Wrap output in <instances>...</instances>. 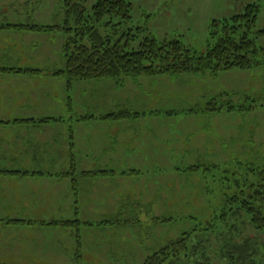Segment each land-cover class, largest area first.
Here are the masks:
<instances>
[{
  "label": "rangeland",
  "instance_id": "1",
  "mask_svg": "<svg viewBox=\"0 0 264 264\" xmlns=\"http://www.w3.org/2000/svg\"><path fill=\"white\" fill-rule=\"evenodd\" d=\"M98 1L82 3L92 14ZM125 1L132 5V23L123 31L133 29L136 37L130 50H137L145 38L152 37L160 43L179 41L192 53L206 55L216 43L210 38L211 23L231 22L249 6H254L258 14L251 39L258 49L264 50V36H257L264 29V0ZM65 24L63 0H0V59L6 58L22 71L28 70L27 65L39 68L40 72H49L50 77H31L29 82L27 75L7 76L12 84L25 82V98L14 96L16 100L31 99L42 109L33 120L0 118V172L22 173L0 174V264H144L184 237L188 239V251L176 264L207 260L210 264H233L224 257L226 236L239 237V241L252 239L257 247H263L264 232L247 218L234 214L237 207L231 199L239 194V187L256 183L264 173V67L218 75L184 74L178 77L189 75L197 83L188 84L185 79H180L185 84L167 83L170 95H153L152 101L142 93L135 104L137 109L144 113L151 108L154 112L163 111L170 116L169 133L175 129L179 134L164 147L144 126L127 123L119 138L120 146H128L130 152L134 149L131 158L118 160L121 165H94L92 159L85 158L84 153L89 152L86 143L79 135L76 141L75 134H68L65 128L67 123L76 130L86 127L68 113L69 105L79 113L98 105L100 109L118 108L121 113L126 108L125 113L130 115L128 110H133L134 105L125 102L135 98V91L141 89L132 84L123 86L125 81L118 87L108 81L103 99L99 98L104 95L102 88L97 96L93 89L85 90L90 91L89 96L84 91L95 82H85L89 86L79 82L78 88L69 90L66 78L51 77L64 69L62 57L68 39L63 30ZM21 26L62 29L38 33L17 30ZM115 33L111 29L104 31L114 42L121 37V33ZM34 46L39 50L34 51ZM9 70L19 68L5 71ZM146 79L151 78L144 77L141 82L144 84ZM129 81L135 82L133 78ZM4 86L10 91L0 97V110L5 96L16 94L12 85ZM197 92H202L201 97L194 94ZM214 99L221 105L226 103V107H235L234 112L205 111ZM37 100L41 105L36 104ZM112 100L120 101V107H111ZM104 101L108 102L106 107ZM241 105H251V111H237ZM192 110L210 116L188 118L181 113L182 117H172ZM163 119L155 118L156 132L164 131L160 125L167 123ZM22 121L33 124L18 125ZM177 122L180 126L173 125ZM55 128L57 145L51 142V130ZM93 136L99 147L106 143L102 134ZM17 145L26 155L11 150ZM49 145L51 148L46 149ZM159 149L184 158L174 160L170 153L164 158ZM37 150L40 158L35 160L32 154ZM57 152L58 157L60 153L64 158H55ZM90 174L97 176L88 177ZM243 216L246 217L242 213ZM202 249H206L205 258ZM172 262L173 257L168 264Z\"/></svg>",
  "mask_w": 264,
  "mask_h": 264
},
{
  "label": "trees",
  "instance_id": "2",
  "mask_svg": "<svg viewBox=\"0 0 264 264\" xmlns=\"http://www.w3.org/2000/svg\"><path fill=\"white\" fill-rule=\"evenodd\" d=\"M83 1L63 0L66 15L63 30L68 38L62 57L64 69L52 73L51 77L66 78L69 85L73 82L90 81H114L122 84L129 78H177L184 74L207 73L218 75L235 69L250 71L264 67V50L258 49L255 41L251 39L258 19L257 11L253 10L254 6H249L244 14L234 16L231 22L219 24L213 21L210 25V38L216 43L206 55L199 56L179 41L160 43L152 37L145 38L137 50H130L136 37L132 35L133 29L123 31V28L132 23V5L125 0H99L90 14ZM59 29L62 28L21 26L17 30L46 33ZM108 29L116 31L115 34L121 33L120 39L114 42L111 36L104 35V31ZM257 36H264V29L258 31ZM7 73L49 76L47 71L0 69V74ZM225 105L226 103L221 105L214 99L205 107V111L234 112L235 107ZM250 108L251 105H241L237 111L249 113ZM129 117L132 114L121 113L109 119ZM0 174L22 175L20 172L5 171ZM96 176L97 174L88 175ZM258 178L256 183H245L242 188L239 187V194L231 202L237 207L234 214L243 219L247 218L258 231L264 232V173ZM242 213L246 217H242ZM238 238L226 236L223 239L226 250L224 257L233 264H264V256L261 258L264 246L259 248L252 239L239 241ZM205 250L202 249L204 258L207 255ZM187 251L188 239L184 237L155 253L144 264H168L171 257L175 259L171 264H176ZM206 262L200 264H210L208 260Z\"/></svg>",
  "mask_w": 264,
  "mask_h": 264
},
{
  "label": "crops",
  "instance_id": "3",
  "mask_svg": "<svg viewBox=\"0 0 264 264\" xmlns=\"http://www.w3.org/2000/svg\"><path fill=\"white\" fill-rule=\"evenodd\" d=\"M19 38H21V37H19ZM36 46H38V45H36ZM36 46L32 47V49L34 51L35 50H39L38 49L39 47L37 48ZM13 67H14V65L11 64V61L7 62L6 58H1L0 59V69H4V70L15 69V68H19V70L23 69L21 67H14V68ZM27 67H28L27 68L28 70H33V71L34 70L38 71V69H39V68L36 69V67L30 66V65H27ZM243 72H245V71H243ZM9 74H14V73L0 74V97H2L4 94H6V93H8L10 91V88L6 87L4 85H12L16 89V94L15 95H8L7 94V96H5V100H2V102H1V110H0V118L1 117H8V116H12V118L31 117L30 119L33 120V117L34 118L35 117H39L40 114H41V109H42L41 107L42 106L39 107L38 105H34V101L31 100V99L29 101H27L26 99L16 100V98H14V96H18V95H20L21 98H25V93L28 90H25V88H24L25 87V82H23L21 84H19V82L18 83H13V84H12V82H9L11 80V79H9L7 77V76H10ZM15 75L21 76V75H24V74H15ZM27 76H29V78H28L29 82H32L31 77L32 78L41 79V80L50 78L48 76H45V77L41 78V76L39 74H37V75H27ZM187 76L188 77H183V78H180L181 77L180 76V77H177V79H174V78L173 79H166V78H163V76L155 77V78H151V79H146L145 82H147V83L144 82V84L141 82V79H143L144 77H140L138 80H134L135 82H132V83H129L130 82L129 79H126L123 86L129 87V84H132L133 86H137L138 88L141 89V91H135L138 94L135 98L130 97L126 102L124 101L128 105H134V109L133 110H132V108H131V110H128V112H130V114H132V117L127 118V119H119V120L113 119L112 120V119H109V118H111L113 115L121 114L122 110H118V108H116L114 110H111L113 108L100 109V107L98 105H94V106H89L91 108H87V109L85 108L86 109L85 112L81 111V113H79L76 109L73 110V108L71 107L72 105H69L68 113L73 118H76V121H77L78 124L85 125L86 127H83L82 129H77L76 130L72 126H69V124L66 122L67 125L65 126V128L67 129L68 134H72V133L75 134L76 141L78 139L77 135H79V139L82 142L86 143V149L89 152L84 153V154H87V155H85V158H86V160H88V158L92 159V164H94V165H97V164H99V165H107L108 163H110L111 166H114L116 164L121 165L118 160H122V158H124V159H130L131 158V156H132L131 153L134 152V149H132V151L130 152L129 150H127L128 146H126V145L125 146H120L121 144H120V138H119L120 135L124 131L123 129L128 127V125H126L127 123L135 124V125H137V127L144 126L143 129L146 132H149L150 136L152 135V137H157L156 139H157V141H159V145L160 146L164 145V147H165L167 145L166 142H173L174 139H172V137H175V136H177L179 134V132L177 130H175V129H171L172 133H169V131H168L169 130V123H168L167 119H169L170 116L168 114H165V113L163 114V111L162 112H154L152 108H151V110L149 109L148 111H146L144 113L143 110L137 109L135 104H136L137 100L138 101L141 100V97H138V96H141L142 93H145L144 96H143L145 99L148 98L151 101L153 100V95H156L157 97H163V96L168 97L170 95L168 93L171 92V88H167L165 86L167 83H170L171 85H173L172 82H174V84H175L178 81L181 84H185L182 81H180V79H185L188 84L189 83H192V84L193 83H195V84L197 83V80L193 79L195 77H191L189 75H187ZM196 76H201V75H196ZM107 82L108 81L95 82V83H93L95 85L90 86V87H86V88L83 87V88H84V91L85 90H90L91 91L92 89L95 90L96 91V95L95 96H97V93L100 92L103 89V92H104L103 94L104 95L102 94L103 96H100L99 98H103L104 99L106 97V93H107V91L104 90V88H107L106 87L107 84H105ZM77 84H79V82H73V83H71V85L68 84L69 90H71V89L74 90V89L78 88L77 86H79V85H77ZM80 84L81 85L84 84V86L85 85L89 86V84H86L85 82L84 83L80 82ZM114 84H115L114 86L118 87L117 83H114ZM162 84H164V85L162 86ZM144 86H145V88H143ZM90 91H85L87 96L90 95ZM33 92H35V89L32 92H29V93H33ZM35 94H37V93H35ZM194 94L195 95L199 94V92L194 93ZM200 94H199V96H200ZM233 95H236V94L233 93ZM32 97L34 98V95ZM123 100H124V98H123ZM36 102H37L36 104H40L41 105L40 101L37 100ZM119 102L120 101H118V100L115 101V102L113 100L110 101V103H113L111 107H113L114 105H116V107H120V103ZM70 103H71V101H70ZM105 103H108V102L104 101V107H106ZM45 109L46 108H44V110ZM123 110H124L123 113H125L126 108H124ZM142 112L144 114H147V115L145 116ZM181 113H183L182 116H185V117H188V118H190V117H198V116H202V115L204 116L205 114H209L207 117L210 116V113H206V112L202 111V112H200V114H197L199 112H196V111L192 110L190 112H185V111L178 112L175 116H172V117L173 118L174 117L177 118L178 116L182 117V116H180ZM89 116L92 117V118L91 119L90 118L89 119L86 118V117H89ZM158 116L163 117L165 120L163 119L162 121H166V123H167L166 125H160V126L164 127V131H160L159 130V132H156L154 130L155 128H158V126L156 125L157 121H155V118L158 117ZM100 117H103V119L100 118ZM140 117H147V119L144 120V118H140ZM148 117H150V119ZM214 117H216V116H214ZM25 123H26V121H22V122L18 123V125L25 126ZM27 123H29L30 125L33 124V122H27ZM141 123H143L144 125H142ZM149 123L150 124H155L156 127L149 126ZM99 124H101L102 127H97V125H99ZM177 124H179V122H177L176 124H173V125H177ZM179 126H180V124H179ZM9 127H13V126H9ZM134 127L135 126H133V128ZM162 132H164V133H162ZM23 133H25V131H23ZM51 133L53 134V136L51 138V142L55 143L57 145L58 144V140H57L58 129L57 128L52 129ZM97 133L102 134V137L104 138L103 140L106 142V143L102 144L100 147H99V144L96 142L95 137L93 136V135H95ZM37 134L38 133H36L35 136ZM115 134H116V136H114ZM37 138L40 139V137H38V136H37ZM116 142H117V145H115ZM51 145H49L46 149H50ZM11 150H14L16 152L19 151L20 154L23 153V154L26 155V151L22 150L21 147L18 148V145H17L16 149H11ZM204 150H205V148H204ZM208 151H209V149H207V152ZM158 152H161V154H162V156L164 158H167L169 153L172 155V158L174 160H176V159L180 160V159L184 158V157H182V154H179L177 156L176 152H173V151H168L167 152V151H165V149L164 150L159 149ZM205 152H206V150H205ZM69 154H73V152L70 151ZM32 155H34L33 159H35V160L40 158L39 150H37V152L32 154ZM59 155H60V157H58V152H57L54 157L57 158V159L64 158L60 153H59ZM116 158H117V160H115ZM1 159H4V157H2ZM5 160L6 159H4V161ZM105 160L107 161L106 164H104ZM112 160H114L115 163H113ZM38 184H40V183H38Z\"/></svg>",
  "mask_w": 264,
  "mask_h": 264
}]
</instances>
